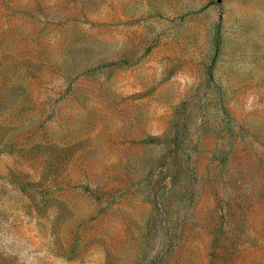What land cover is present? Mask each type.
<instances>
[{
  "label": "rangeland",
  "instance_id": "374dc122",
  "mask_svg": "<svg viewBox=\"0 0 264 264\" xmlns=\"http://www.w3.org/2000/svg\"><path fill=\"white\" fill-rule=\"evenodd\" d=\"M0 264H264V0H0Z\"/></svg>",
  "mask_w": 264,
  "mask_h": 264
}]
</instances>
